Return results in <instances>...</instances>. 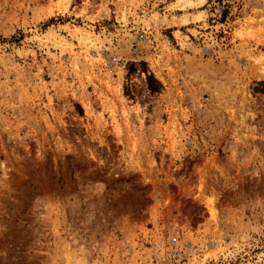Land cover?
I'll return each mask as SVG.
<instances>
[{
  "label": "rangeland",
  "instance_id": "rangeland-1",
  "mask_svg": "<svg viewBox=\"0 0 264 264\" xmlns=\"http://www.w3.org/2000/svg\"><path fill=\"white\" fill-rule=\"evenodd\" d=\"M261 83L264 0H0V264H264Z\"/></svg>",
  "mask_w": 264,
  "mask_h": 264
},
{
  "label": "trees",
  "instance_id": "trees-1",
  "mask_svg": "<svg viewBox=\"0 0 264 264\" xmlns=\"http://www.w3.org/2000/svg\"><path fill=\"white\" fill-rule=\"evenodd\" d=\"M229 15H230V9L227 7L222 12L221 23H226ZM138 70L145 74L147 89L151 95H159L163 92L164 87L162 83L155 77V75L151 71H149L148 66L145 62H140L138 65H136L135 63L129 64L128 77L136 73ZM261 85H264V83H261ZM256 92L264 93V89H261V91H256Z\"/></svg>",
  "mask_w": 264,
  "mask_h": 264
}]
</instances>
